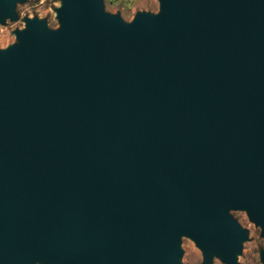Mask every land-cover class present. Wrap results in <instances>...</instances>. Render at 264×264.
Here are the masks:
<instances>
[{
    "label": "water",
    "instance_id": "95a60500",
    "mask_svg": "<svg viewBox=\"0 0 264 264\" xmlns=\"http://www.w3.org/2000/svg\"><path fill=\"white\" fill-rule=\"evenodd\" d=\"M157 1L61 0L0 51V264H237L230 211L264 239V0Z\"/></svg>",
    "mask_w": 264,
    "mask_h": 264
},
{
    "label": "rangeland",
    "instance_id": "374dc122",
    "mask_svg": "<svg viewBox=\"0 0 264 264\" xmlns=\"http://www.w3.org/2000/svg\"><path fill=\"white\" fill-rule=\"evenodd\" d=\"M15 18L7 17L0 21V51L7 50L17 44L16 31L25 29L26 19L44 21L49 30H57L60 26L55 18V9L61 0H13ZM103 12L110 16H119L121 23L133 21L140 13L157 14V0H101ZM230 216L247 232V240L242 242L240 253L236 255L237 264H262L260 252L264 250V239L259 227L251 222L244 211H230ZM179 256L173 257L178 264H204L201 251L187 237H181ZM33 264H41L35 258ZM207 264H224L218 255H214Z\"/></svg>",
    "mask_w": 264,
    "mask_h": 264
}]
</instances>
